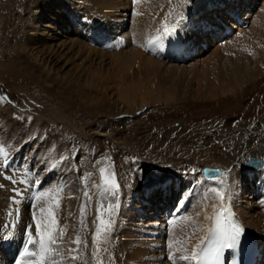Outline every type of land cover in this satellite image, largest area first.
Returning a JSON list of instances; mask_svg holds the SVG:
<instances>
[{
	"label": "bare ground",
	"instance_id": "6f19581e",
	"mask_svg": "<svg viewBox=\"0 0 264 264\" xmlns=\"http://www.w3.org/2000/svg\"><path fill=\"white\" fill-rule=\"evenodd\" d=\"M29 11L27 20L15 16L19 24H24V28L23 25L20 27L24 36H21L19 28L18 32L15 31V37L17 33L19 35L16 38L18 42L10 48L14 53L13 61L24 66L22 72H27L30 77L34 75L37 83L53 92L55 104L60 103L64 108H52L43 127L44 139L40 141V138L29 135L17 138L18 134L12 130L14 127H9L10 123L3 117L10 118L11 106L0 105V172L2 161L7 160V156L30 154L37 157V160L31 157V160L25 158L28 160L21 162L37 171V178H46L47 183L43 182L40 190L49 195L39 204L47 206L46 201L52 203L58 222L54 226L57 234L59 229H65L63 241L57 240L61 245L58 249L61 256L55 259L58 262L63 260L64 264H172L168 259L169 251L182 248L184 251L175 252L177 257L190 254L208 232L215 208L227 203L234 207L257 244L256 264H263L264 168L245 167L244 162L250 156L264 159V128L260 126L264 125V114L258 117L257 113L254 126L246 124L248 128L239 131L231 127V121L222 124L227 136L226 148L241 140L249 127H254L252 148L246 150L247 146H244L225 152H219L220 149L199 150L200 155H204L203 151L214 153H209L210 159L214 160L210 161L211 166L220 162L219 170L224 175L214 179L204 177L201 170L199 173L182 174L170 170L159 173L153 163L151 165L141 156L142 164L136 172L126 159V151L129 153L135 146L111 135L116 132L113 121H102L99 124L101 128L95 127L92 121L99 112L103 116L110 111L114 115L129 113L122 107L125 101L128 103L139 98L143 102L147 96L152 97L148 87L152 86L158 70L191 74L192 78L195 77L194 89L182 85V90L191 91L190 99L215 107L238 102L249 89L256 87V91L261 88L264 85V0H191L186 6L183 0H38ZM169 13L171 16L166 20ZM181 14L184 20L190 18L191 22L188 29L181 31L184 48L179 59H166L160 55L166 43L163 25L167 23L170 26L180 19ZM227 14L235 15L246 26L240 28L226 22L232 32L221 36V24L227 20ZM2 25L5 27L6 22H1V29ZM157 38H162L158 44L149 43ZM2 68L5 69V64ZM162 72L160 75L164 77ZM151 76L154 77L152 82ZM174 89L165 93V99L173 98L179 87ZM154 100L158 99L155 97ZM65 107H73L75 111L71 113ZM76 114H82L84 118L78 121ZM53 123L70 128L81 143L76 142L77 139L69 141L64 135L49 130ZM37 125L38 121H33L31 128ZM133 140L143 146V140ZM82 142L90 148L95 146L97 152L81 147L80 153L72 155L69 150L71 144L75 146ZM24 146H27L25 152L29 154L22 152ZM106 147L115 151L107 154ZM173 150L172 147L156 154L163 158ZM99 155L116 161L120 191L119 199L112 202L120 207L109 213L106 207L112 199L103 200L101 218L104 219L106 214L105 220L111 218L114 222L107 245L94 246L91 240L95 232L93 222L101 201L100 191L95 187L101 184V167L95 163ZM166 161H172V158ZM152 169L159 173L157 178L152 175ZM33 177L35 175L25 179L30 182ZM258 181L261 190L257 193L255 186ZM0 185H3L0 187V236L6 234L5 225H8L7 232H15L12 242L6 246L0 244V264H12L15 254L12 252L10 258L8 250L11 246L16 249L25 229L32 224L29 217L30 212L36 211L32 208V203L36 202L29 195L21 203H14L10 198L15 197V193H9V186L20 190L25 188L21 182L15 185L8 182L1 173ZM212 188L224 193L223 201L211 192ZM85 191L91 201L87 203L83 217L87 227H82L80 210L85 204ZM189 194L191 198L185 212L173 217V209L169 214H163L169 199L181 195V199L187 201L185 198ZM17 209L19 224L15 217ZM173 218L175 223L169 224ZM77 236L87 240V247L81 246L79 260L68 261L70 241ZM96 248L100 249L98 260L93 258ZM184 264H195V261Z\"/></svg>",
	"mask_w": 264,
	"mask_h": 264
},
{
	"label": "rangeland",
	"instance_id": "374dc122",
	"mask_svg": "<svg viewBox=\"0 0 264 264\" xmlns=\"http://www.w3.org/2000/svg\"><path fill=\"white\" fill-rule=\"evenodd\" d=\"M37 1L38 0H0V105H3L5 107L11 106V112L9 113L11 115L10 118L7 119L6 116L3 117L10 123L9 127H14V129L12 128V130H15L14 132L18 134L17 138H26V136L29 135L31 137L40 138L39 140L42 141L44 139L43 137L45 133L43 127L46 123V118L48 117V115H51L50 111L52 110V108L63 110L64 107L60 103L55 104L56 101L54 100H56V96L53 94V92L49 91L46 88H43L41 84L37 83V80L35 79L33 74V77H30V75H27V72H22L24 71L22 70L24 66L19 65V63H17L16 61H13L14 53H12V51L10 50L13 44L15 45L18 42L16 38H18L19 34L17 33V37H15V31L17 30L18 32L20 29L21 36H24L23 31L21 30L22 25L24 28V24H19L18 19L15 16H21V19L27 20L28 13L30 14L29 10L31 9V7L37 4ZM2 21L6 22L5 27H3L2 25L3 29H1ZM4 64L5 69L2 68ZM14 64L20 66V68L17 69ZM160 72L162 71L158 70V72H156L157 74L155 73V80L153 76H151L150 78V82L154 80V84L152 83V86L148 87L151 92L150 95H152L153 98L145 96L146 98H144L145 101L143 102H141L139 98L135 101L129 100L128 103H126L125 101L122 107L127 109L129 113L114 115L110 111L108 115L103 116L104 114L99 112L97 115H95V117L93 118L94 120L92 121L95 127L99 126L98 128H101L99 124L102 121H113L116 132H112L113 134L111 133V135H114L121 141L129 142L132 147L135 146L133 147L134 149L129 151V153L126 151L127 163H131L130 166L133 167L132 170L136 172L140 170V165L142 164V162L139 156H141L145 159H148L151 165L153 163V166L157 167V172L159 173H163V171L166 170H170L171 172L173 171L175 173L181 172L182 174L199 173L203 166H211L212 163L209 164L210 161L214 162V160L210 159L212 157L210 154L212 153H210L209 151H203L204 155H200L198 153L200 149H212L213 151H218L220 149L219 152H225L233 151L236 148H241L244 146H247L245 148L246 150L253 147V142H255V136L254 134H252V129L254 128H252V126H254L253 120L257 113L258 117L260 114H264V85L261 86L263 90L259 87L262 91H258L259 88H257L258 90L255 91L256 87L253 88L254 90L252 88L249 89L245 93V95L242 96V99H240L238 102H231L229 104H225V106L223 105L215 107L211 104L208 105L207 102H205V104L203 102L190 99L189 94L191 91L182 90L184 85H189L194 89L195 77L192 78L193 76L191 77V74L188 75L187 73H183L180 71L174 72L175 75L173 74V72H162V74L164 75V77L162 76L164 78L163 79L160 75ZM166 73L168 75H166ZM170 74L172 75L170 76ZM164 82L166 83V86ZM146 85L147 84H144L143 86ZM161 85L164 86L165 89L160 87ZM170 86H172L171 88L173 90H175L174 88L177 87H179V89H176V93H174L173 98L165 99V93H167V91L171 89ZM177 90L181 91L179 92ZM170 92L173 93L172 90ZM155 97L158 100H154ZM221 107H223V109H221ZM65 108L71 113L75 111L73 107ZM225 108H229L228 111L225 110ZM76 115L77 116L75 117L78 118V121L84 118L82 114ZM244 119H246V121H244ZM33 121H38V125L32 126V129L31 123ZM230 121V125L234 128L235 131L248 128V124L252 126L249 127L250 130L247 131L246 135H244L241 140H238L237 143H231L233 145H231V147L229 148H226L228 144L226 140L227 136L225 135L222 124ZM58 124L56 125L53 123L52 125H50L49 130H51L52 132H56L57 134L59 133L64 135L65 138L69 139V141H74L75 139H77L76 142L81 143L78 139L79 137L77 138V134L74 131H72L67 126ZM138 125H141V128H138ZM260 126L264 128L263 124H260ZM88 128H92V126ZM256 129L258 130L259 128ZM256 129L254 130L256 131ZM133 138L139 139L140 141L143 140V146H141V143H138L137 140H133ZM151 141L152 143H148ZM26 147L27 146L23 147L22 152L26 153ZM81 147L85 150H89L90 148L83 142L82 144L75 146L71 144V146L69 147L70 153L72 155H77L78 153H80ZM109 147L112 146L109 145ZM172 147L174 150L170 154H165L163 158L158 157V154H156L164 152L166 150L168 151ZM95 148L96 147L93 146L90 149L97 152V149ZM105 150H107V154H111L115 151V149H108V147H106ZM12 155L14 156L15 154ZM8 157L9 156H7L6 158L8 159ZM31 157L32 156H30V154L29 156H20L21 160L24 159L25 161L28 160H26L25 158H29V160H31ZM32 158L34 160H37V157ZM168 158L169 160L172 158V161H166L168 160ZM96 159L95 163H99V167L106 168L105 175L109 178H112L113 174H115L114 178L118 183L119 179L115 170L116 161H113L108 157L106 158L104 155H99ZM220 165V162H217L215 166L211 167L220 169ZM157 172L152 173V175H154L156 178L159 175V173ZM99 181L101 182V180ZM10 183L13 182L11 181ZM10 187L11 189L9 190V193L12 194V189L15 187L9 186V188ZM158 191L159 190H157V192ZM12 198L13 196L10 199ZM112 201L113 199L110 200L109 203H113L115 200L113 202ZM107 207L106 210L108 209ZM105 215L104 220L106 219ZM56 260L57 262L59 261L58 259Z\"/></svg>",
	"mask_w": 264,
	"mask_h": 264
},
{
	"label": "snow or ice",
	"instance_id": "6c2138e0",
	"mask_svg": "<svg viewBox=\"0 0 264 264\" xmlns=\"http://www.w3.org/2000/svg\"><path fill=\"white\" fill-rule=\"evenodd\" d=\"M191 3V0H183V4L186 6ZM169 16H166V20L169 19ZM184 17L181 14L179 20L174 23L169 24L165 23L163 25L164 37L171 39L172 37H176L180 34L181 31L184 30ZM160 39L150 41V44H158ZM252 162L251 160L248 163ZM262 168H264V163L261 164ZM100 177L101 184L96 185L95 187L100 191L101 201L98 203V207L96 209L97 215L96 220L93 222L95 227V232L91 237L92 244L94 246L98 244L107 245L110 239V234L112 232V223L114 221L109 218L108 221H105L101 218V207L103 205V200L111 198L113 200L119 199V191L120 185L116 182L113 174L112 178H109L105 175L106 169L100 168ZM213 175H210L208 179H214L215 176H223L224 173L219 172L218 170H213ZM31 179V178H29ZM13 184L17 183L14 179L12 180ZM21 183L28 184V179L21 181ZM42 181L39 179L35 180L34 185H29L27 188L20 190L13 188L12 191L15 193V197H19L17 200L13 197V202L16 204L21 203L24 199H27L31 194L32 199L36 203H32V208L36 209V211L32 214V220L35 225V235H33L32 227L30 224L25 229V234L27 236L26 241L24 242L23 251L20 253L19 258L16 260V264H25V258H31L27 260V264H58L55 257L61 256V252L58 249L61 245L57 244V240L63 241L65 229L61 228L58 231L54 229V226L58 223L54 211L52 203L45 202L47 206L39 204L40 201H44L45 198L49 195L48 193L40 190V185ZM222 183V182H221ZM3 187V185H0ZM33 189H36L33 191ZM211 192L215 193V195L219 198L220 201L224 200V193L220 192L216 188H212ZM85 204L81 206V225L82 227H87L84 223V214L87 207V203L91 201V197L87 191L84 192ZM120 205L118 203H109L107 211L111 213L114 209L119 208ZM39 214V215H38ZM12 215V213H9ZM17 219H19V209L16 210ZM169 224L175 223V218L169 220ZM8 225H5L6 234L0 236V244L10 243L14 239L15 232H7ZM15 225H13V229ZM243 232V229L234 222H229L228 226H225L224 223L221 222L219 216L215 217V225L213 228L209 230V233L206 237H201L199 243L192 249L190 254H183L180 256H176L175 252L184 251L182 248H176L175 252L169 251L168 259L172 262V264H184V262L195 261L196 264H219L220 256L222 255V251L224 249H234L237 245L240 244L239 236ZM178 243V242H177ZM74 245V247H73ZM31 246V247H30ZM81 246L87 247V240L77 236L74 240L70 241L69 248L67 250L68 261H77L80 258V249ZM169 248H172V245H169ZM100 249L96 248V251L93 252V258L95 260L99 259ZM59 264H64L63 260L59 262ZM227 264V262H225Z\"/></svg>",
	"mask_w": 264,
	"mask_h": 264
},
{
	"label": "water",
	"instance_id": "95a60500",
	"mask_svg": "<svg viewBox=\"0 0 264 264\" xmlns=\"http://www.w3.org/2000/svg\"><path fill=\"white\" fill-rule=\"evenodd\" d=\"M249 160H251L252 162L248 163ZM261 164H262L261 160H258V159L253 158V157L249 158L247 161L244 162V166L245 167H254L256 165H261ZM213 170H218V169L217 168H211V167H208V166L202 167V173L205 176L213 175L214 174Z\"/></svg>",
	"mask_w": 264,
	"mask_h": 264
}]
</instances>
